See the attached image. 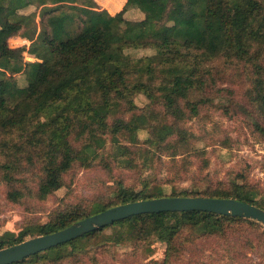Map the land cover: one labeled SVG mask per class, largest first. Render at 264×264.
Segmentation results:
<instances>
[{
    "label": "trees",
    "instance_id": "trees-1",
    "mask_svg": "<svg viewBox=\"0 0 264 264\" xmlns=\"http://www.w3.org/2000/svg\"><path fill=\"white\" fill-rule=\"evenodd\" d=\"M33 1L0 0V183L7 200L16 202L25 195L46 198L61 187L63 174L73 163L89 165L106 142L131 152L128 142L120 139L133 142L141 129L149 131V146L162 152L161 147L172 149L173 158L184 155L193 133L182 122L210 102L201 93L216 82L214 63L221 59L245 65L250 79L247 101L264 118V0H135L133 5L143 17L128 20L125 28L119 25L124 9L104 20V15L89 19L65 6L43 5L38 32L36 13L21 11ZM113 20L118 23L109 26ZM16 36L28 38L30 44L10 47L8 40ZM140 49L151 53L132 54ZM24 52L47 68L20 87L15 75L27 65ZM195 93L201 94L198 99L192 97ZM137 94L161 102L168 119L142 111L134 101ZM9 97L15 102L10 103ZM255 128L264 134L262 126ZM32 168H37L34 188L25 176ZM150 190L147 183L142 190L121 184L115 201L163 195L162 189ZM211 195L264 208V198L257 199L256 189L242 183ZM99 209L95 206L91 212ZM75 219L73 212L60 210L51 220L18 234L5 231L0 234V248ZM236 220L243 219L201 211L143 214L117 222L114 239L153 236L170 252L186 229L217 235L226 222ZM76 243L59 245L18 264L61 258L63 248L72 245L77 250Z\"/></svg>",
    "mask_w": 264,
    "mask_h": 264
},
{
    "label": "rangeland",
    "instance_id": "rangeland-1",
    "mask_svg": "<svg viewBox=\"0 0 264 264\" xmlns=\"http://www.w3.org/2000/svg\"><path fill=\"white\" fill-rule=\"evenodd\" d=\"M48 1L50 3L34 0L21 10L36 13V32L40 30L43 5L65 6L89 19L95 17L96 9L104 12V20L118 16L124 9L119 16L123 19L119 24L121 28H125L128 20L137 21L141 16L131 9H136L135 0H128L121 8L120 0H116L119 4L114 0ZM116 22L113 20L109 26ZM8 43L14 48L27 47L30 40L19 36L10 38ZM149 53L150 49L132 52L138 56ZM24 60L27 62L25 70L15 75L20 87L47 68L26 52ZM214 67L216 82L201 93L209 97L210 102L197 115L182 122V126L193 133L188 147L184 148L188 150H182L186 152L184 155L173 158L172 149L161 147L162 152L151 148L143 143L147 137L144 130L138 133L140 143L131 145L129 153L108 142L90 165L75 163L63 177L64 186L45 199L25 195L16 202L9 201L5 198V185L0 183V233L5 230L18 233L31 224L49 221L58 209L72 208L79 215L94 202L108 201L119 183L135 189L148 183L149 188L160 187L168 195L186 189L208 192L229 189L237 182L253 185L258 194L264 196V134L255 128L257 124L264 128V118L247 101L245 92L250 85L247 69L243 63L228 64L222 59L215 62ZM201 94L195 93L192 97L198 99ZM8 99L10 103L15 102L13 97ZM134 101L142 111L156 112L168 119L161 102H153L143 94H137ZM36 171L37 168H32L25 175L32 188ZM113 230L108 228L102 234L83 240L79 251H70L67 247L61 258L25 264H264V227L249 220L226 222L224 231L217 235L186 229L166 260L167 246L155 237L115 243L108 238Z\"/></svg>",
    "mask_w": 264,
    "mask_h": 264
},
{
    "label": "water",
    "instance_id": "water-1",
    "mask_svg": "<svg viewBox=\"0 0 264 264\" xmlns=\"http://www.w3.org/2000/svg\"><path fill=\"white\" fill-rule=\"evenodd\" d=\"M144 130H146L147 132V137L143 140V143H147L146 140L149 137L148 129H141L139 131H144ZM139 131L136 133L135 141L129 142V141H125L124 139H120L121 143L128 142V143H125L128 145V147H130L131 145H137L138 143H140V139L138 135ZM108 142H106V144ZM151 148H158V147L152 146ZM98 152L99 150L97 151L96 157L99 154ZM96 157L94 159H96ZM126 158L127 157H125L124 159ZM75 163H79V162H75ZM75 163H73L72 166ZM72 166L68 170H70ZM65 173L63 174V177ZM63 177H62V181H63ZM63 186H64V181L61 187L54 190L52 193L59 190ZM250 186L252 188H255L253 185H250ZM120 189H121V183H119V185L111 193V196L108 201L94 202L89 209L85 210V213L86 212L87 213L86 215H83L82 217H77L80 214L76 215L77 213H74L72 211V208L56 210L54 212V215L60 210H67L69 212H73L76 215V219L65 227H62V228H59V229H56L50 232L34 234L33 236L26 237L24 240L20 242L1 247L0 248V264H18L19 262L25 259H28L29 257L33 255L44 253L47 250L55 248L59 245H63L68 242L77 240L76 245L78 249L75 250L73 249L72 245H68L65 248H63L64 250L63 256H64L66 253L65 250L67 247H70V251L71 250L79 251L82 248V246L79 244L83 240H88L89 238L95 237L99 233L102 234L104 230L108 228L114 229L112 232H110L108 236L109 240L111 241L113 240L115 241V243H120L122 241L117 242L114 239L119 229L118 226H116V223L119 221L126 220L128 218H131L133 216L150 214V213L201 211V212L214 213V214L221 215V216L242 218L243 220H249L256 224H260L261 226L264 227V208L263 207L257 204L248 202V201L234 198V197L211 195L213 192L217 191L218 189L209 190V192L200 191L199 189H190V190L186 189V190H181L178 193L172 192L173 194L167 195L162 188L154 187L152 189L149 188L151 189L150 191L154 189H162L163 195L139 198L136 200L116 203L115 198L118 195V191ZM142 189H143V186L141 189H135V190H142ZM221 189H224V188H221ZM255 189L258 195L257 199L264 198V196H260L258 194L257 188ZM184 191L189 192L190 195H179L181 192H184ZM52 193H50L49 195H51ZM95 206H100V209L97 211L91 212V209L94 208ZM43 223H36V224L41 225ZM32 225H35V224H31L29 226H32ZM5 231H10V230H5ZM21 231H19L18 233H20ZM92 232H95V234L90 235V233ZM18 233H15V234H18ZM123 241H129V240H123ZM165 245L167 246L166 243ZM51 252H54V251H51ZM165 254H166L165 260H166L169 256L168 247H166ZM29 262L31 261H27L26 263H29Z\"/></svg>",
    "mask_w": 264,
    "mask_h": 264
},
{
    "label": "crops",
    "instance_id": "crops-1",
    "mask_svg": "<svg viewBox=\"0 0 264 264\" xmlns=\"http://www.w3.org/2000/svg\"><path fill=\"white\" fill-rule=\"evenodd\" d=\"M91 1V0H90ZM110 1H113V0H110ZM114 1H116V0H114ZM120 1H122V3L120 4V8H121V6H126V2H128V0H120ZM117 2V1H116ZM52 3V2H51ZM116 4H119V2H117ZM51 5V4H50ZM131 9H133L134 11H136L137 10V12H139L140 14H141V16H140V19H142V15H143V13L138 9V8H131ZM93 10V9H92ZM98 11V12H97ZM94 14H95V17H102L103 15H104V12H102V11H99V10H96V9H94V12H93ZM19 36H16V37H12L11 39H15V38H18Z\"/></svg>",
    "mask_w": 264,
    "mask_h": 264
}]
</instances>
